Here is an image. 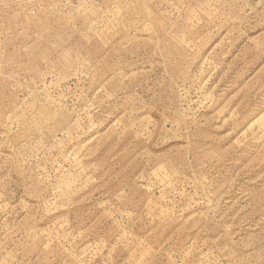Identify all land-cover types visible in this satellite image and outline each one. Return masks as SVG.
Returning a JSON list of instances; mask_svg holds the SVG:
<instances>
[{"label": "rangeland", "instance_id": "obj_1", "mask_svg": "<svg viewBox=\"0 0 264 264\" xmlns=\"http://www.w3.org/2000/svg\"><path fill=\"white\" fill-rule=\"evenodd\" d=\"M0 264H264V0H0Z\"/></svg>", "mask_w": 264, "mask_h": 264}]
</instances>
